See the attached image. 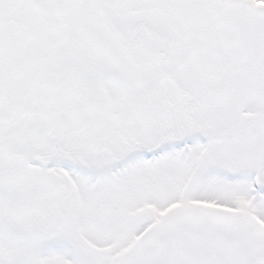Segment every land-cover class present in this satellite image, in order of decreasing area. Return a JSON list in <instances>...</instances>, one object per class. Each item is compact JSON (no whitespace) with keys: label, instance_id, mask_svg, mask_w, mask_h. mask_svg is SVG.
I'll list each match as a JSON object with an SVG mask.
<instances>
[{"label":"snow or ice","instance_id":"obj_1","mask_svg":"<svg viewBox=\"0 0 264 264\" xmlns=\"http://www.w3.org/2000/svg\"><path fill=\"white\" fill-rule=\"evenodd\" d=\"M0 264H264V0H0Z\"/></svg>","mask_w":264,"mask_h":264}]
</instances>
